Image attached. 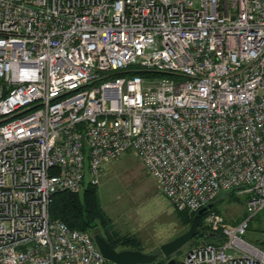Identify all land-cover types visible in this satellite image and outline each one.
Instances as JSON below:
<instances>
[{
    "label": "built area",
    "instance_id": "2783aa9c",
    "mask_svg": "<svg viewBox=\"0 0 264 264\" xmlns=\"http://www.w3.org/2000/svg\"><path fill=\"white\" fill-rule=\"evenodd\" d=\"M127 151L176 211L247 196L182 264H264V0H0V264H104L49 205Z\"/></svg>",
    "mask_w": 264,
    "mask_h": 264
},
{
    "label": "rangeland",
    "instance_id": "374dc122",
    "mask_svg": "<svg viewBox=\"0 0 264 264\" xmlns=\"http://www.w3.org/2000/svg\"><path fill=\"white\" fill-rule=\"evenodd\" d=\"M88 182L89 177L86 174L79 193ZM95 188L107 224L117 234L131 235L139 243L137 247L116 245L115 250L135 247L138 248L136 250L146 254H159L156 259L159 260L163 257L159 252L160 245L182 234L190 225L159 192L156 182L132 151H127L118 159L108 163L99 173ZM220 198L215 205L223 218L229 223L239 219L244 213L247 196L237 195V198L228 199L224 193ZM261 224H258L257 216L253 217L249 221L250 230L247 229L244 239L249 242L257 240L264 243V226L261 231H256ZM85 232L91 238L95 233L105 235L100 225ZM191 246L193 245H190V242L184 244L171 257L182 264L184 255ZM104 264L113 263L105 260Z\"/></svg>",
    "mask_w": 264,
    "mask_h": 264
},
{
    "label": "trees",
    "instance_id": "16d2710c",
    "mask_svg": "<svg viewBox=\"0 0 264 264\" xmlns=\"http://www.w3.org/2000/svg\"><path fill=\"white\" fill-rule=\"evenodd\" d=\"M95 186L96 185H87L83 188L81 193H79L80 191L76 193H70L66 191L55 193L49 205L50 217L64 222L70 229H77L80 231H88L89 229L100 225L105 234L103 235L104 238L112 245L113 248H115L116 245H132L137 247L139 243L133 236L127 234L119 235L113 230V228H111V226H109V224H107V220L105 219L103 210L98 200ZM225 193L228 199L237 198V195L234 191ZM222 194L224 193H220L211 201L212 207L210 210H213L218 214H221V212L215 204L216 202L220 201V195ZM207 211L208 210L197 216V231L195 235L187 242H190V245L194 246L199 243H211L213 238L220 235V231L210 232L202 226V219ZM176 212H178L181 218H184V220L189 224L192 216L195 214V212H188L186 210ZM244 215L245 214L242 213L241 217L233 221L231 224L237 223L244 217ZM256 216L258 218V224L263 222V224L256 228V231L259 232L264 226V209ZM247 229L250 230L249 225ZM251 243L264 250V243H260L257 240H254ZM135 247L133 248L134 250L138 249ZM167 259L168 258L162 257L161 259L150 264H164ZM176 264L179 263L176 262Z\"/></svg>",
    "mask_w": 264,
    "mask_h": 264
},
{
    "label": "water",
    "instance_id": "95a60500",
    "mask_svg": "<svg viewBox=\"0 0 264 264\" xmlns=\"http://www.w3.org/2000/svg\"><path fill=\"white\" fill-rule=\"evenodd\" d=\"M212 207V203L199 209L191 218L188 229L174 239L160 245L159 252L164 258H168L164 264H176L172 254L178 251L186 244L196 233L197 216ZM93 241L102 256L113 264H150L156 261L159 254H146L139 250L124 249L115 250L112 245L104 238L103 235L93 234Z\"/></svg>",
    "mask_w": 264,
    "mask_h": 264
}]
</instances>
